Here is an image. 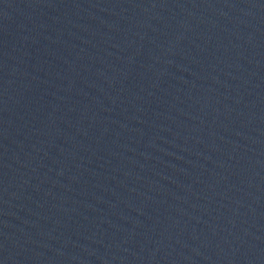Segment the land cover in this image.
<instances>
[{"label": "water", "instance_id": "95a60500", "mask_svg": "<svg viewBox=\"0 0 264 264\" xmlns=\"http://www.w3.org/2000/svg\"><path fill=\"white\" fill-rule=\"evenodd\" d=\"M0 264H264V0H0Z\"/></svg>", "mask_w": 264, "mask_h": 264}]
</instances>
